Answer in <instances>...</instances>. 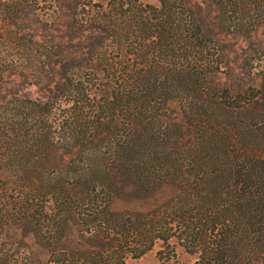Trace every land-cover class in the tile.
Returning a JSON list of instances; mask_svg holds the SVG:
<instances>
[{
    "label": "trees",
    "instance_id": "1",
    "mask_svg": "<svg viewBox=\"0 0 264 264\" xmlns=\"http://www.w3.org/2000/svg\"><path fill=\"white\" fill-rule=\"evenodd\" d=\"M43 1L0 0V264H264V63L221 39L264 0H87L61 35Z\"/></svg>",
    "mask_w": 264,
    "mask_h": 264
},
{
    "label": "rangeland",
    "instance_id": "2",
    "mask_svg": "<svg viewBox=\"0 0 264 264\" xmlns=\"http://www.w3.org/2000/svg\"><path fill=\"white\" fill-rule=\"evenodd\" d=\"M43 1V0H42ZM87 0H44L42 5H39L37 12L39 14H45L50 16H60V22L63 24L60 26L61 32H55L57 35L64 33L69 34V27L72 22L74 12H77L83 5L82 2ZM93 2H102L105 0H92ZM145 3L157 4V0H141ZM204 5L205 0H192ZM41 6V7H40ZM76 9V10H74ZM49 17V16H48ZM34 28H38L37 24H33ZM39 29V28H38ZM40 30V29H39ZM263 29H259L258 32L250 35H232L224 34L222 39L224 54L226 62L232 65L235 74L246 76L244 69H241V63L245 60L249 64L250 62L264 63V33ZM38 33L44 34L39 31ZM8 52H4V55ZM23 91L32 98H41L42 93L40 88L29 84L23 87ZM159 244L147 252L139 259H128L125 264H193L195 260L194 255L186 253L181 247L176 246V259L175 261L160 260L157 257V251L159 250Z\"/></svg>",
    "mask_w": 264,
    "mask_h": 264
}]
</instances>
